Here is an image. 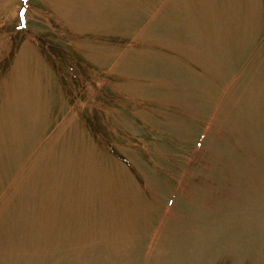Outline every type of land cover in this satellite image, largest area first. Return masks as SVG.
<instances>
[{
	"label": "rangeland",
	"instance_id": "1",
	"mask_svg": "<svg viewBox=\"0 0 264 264\" xmlns=\"http://www.w3.org/2000/svg\"><path fill=\"white\" fill-rule=\"evenodd\" d=\"M0 264H264V0H0Z\"/></svg>",
	"mask_w": 264,
	"mask_h": 264
},
{
	"label": "trees",
	"instance_id": "2",
	"mask_svg": "<svg viewBox=\"0 0 264 264\" xmlns=\"http://www.w3.org/2000/svg\"><path fill=\"white\" fill-rule=\"evenodd\" d=\"M92 123V122H91Z\"/></svg>",
	"mask_w": 264,
	"mask_h": 264
}]
</instances>
